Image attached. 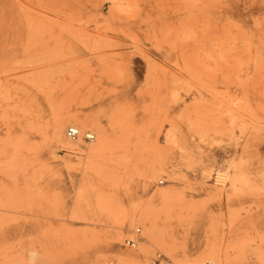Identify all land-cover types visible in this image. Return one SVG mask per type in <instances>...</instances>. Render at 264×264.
I'll use <instances>...</instances> for the list:
<instances>
[{
  "label": "rangeland",
  "instance_id": "obj_1",
  "mask_svg": "<svg viewBox=\"0 0 264 264\" xmlns=\"http://www.w3.org/2000/svg\"><path fill=\"white\" fill-rule=\"evenodd\" d=\"M153 260L264 264V0H0V264Z\"/></svg>",
  "mask_w": 264,
  "mask_h": 264
},
{
  "label": "built area",
  "instance_id": "obj_2",
  "mask_svg": "<svg viewBox=\"0 0 264 264\" xmlns=\"http://www.w3.org/2000/svg\"><path fill=\"white\" fill-rule=\"evenodd\" d=\"M67 135L73 139L80 137V135L84 136L85 138L92 139L94 137V132L91 131L83 132L80 127L76 125H70L67 128ZM140 231H141V226H138L136 228V232L140 233ZM127 243L130 244L131 246H134L136 245L137 240L135 237H130L127 239ZM150 264H156V260H153L152 263Z\"/></svg>",
  "mask_w": 264,
  "mask_h": 264
},
{
  "label": "bare ground",
  "instance_id": "obj_3",
  "mask_svg": "<svg viewBox=\"0 0 264 264\" xmlns=\"http://www.w3.org/2000/svg\"><path fill=\"white\" fill-rule=\"evenodd\" d=\"M64 125L62 124L61 125V123L58 125V131H59V134H58V137L59 138H61V139H63V130H64V127H63ZM81 136V135H80ZM95 138V136L92 138V139H94ZM71 139H73V138H71ZM107 140V138L106 137H104V135L102 134L100 137H99V139H98V143H97V146H95V147H93L92 148V152H93V155H95V153L97 152V151H99L100 149H102V148H104L105 146H106V144H104V143H106L105 141ZM103 145V147H101ZM101 152V151H100ZM98 153V152H97ZM96 153V154H97ZM145 213V212H144ZM143 213V214H144ZM143 219V218H142ZM152 224V223H151ZM153 227L154 226H152V228H151V231L153 230Z\"/></svg>",
  "mask_w": 264,
  "mask_h": 264
}]
</instances>
